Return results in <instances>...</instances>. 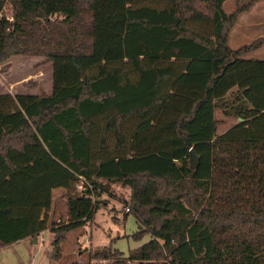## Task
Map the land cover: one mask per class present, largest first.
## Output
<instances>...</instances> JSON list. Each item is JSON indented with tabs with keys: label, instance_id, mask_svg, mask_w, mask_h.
<instances>
[{
	"label": "trees",
	"instance_id": "1",
	"mask_svg": "<svg viewBox=\"0 0 264 264\" xmlns=\"http://www.w3.org/2000/svg\"><path fill=\"white\" fill-rule=\"evenodd\" d=\"M226 1L114 0L96 19L95 0H0V64L68 60L73 79L25 103L0 94V248L44 232L62 189L59 257L119 184L134 238H151L122 264H264V61L227 46L226 26L246 9L228 16ZM110 22H122L119 60L98 54ZM217 109L238 120L221 135Z\"/></svg>",
	"mask_w": 264,
	"mask_h": 264
},
{
	"label": "rangeland",
	"instance_id": "2",
	"mask_svg": "<svg viewBox=\"0 0 264 264\" xmlns=\"http://www.w3.org/2000/svg\"><path fill=\"white\" fill-rule=\"evenodd\" d=\"M113 2L114 0H95V18L110 14ZM250 2L251 0H227L223 4L222 10L228 16L246 9L226 26L227 46L233 51L245 48V53L240 56L243 59L264 61V0H258L248 7ZM5 8L6 14L10 16L13 13L10 5ZM125 8L126 6H122L120 11L124 12ZM122 30V22H110L97 29L95 39L103 42L98 50L99 55L108 58L110 54L113 60L122 57L118 55ZM81 63L85 64V61ZM56 65L57 67L45 64L42 57H12L8 62L0 64V93L9 94L25 103L27 100L52 94L55 86L60 84L59 80L66 85L72 84L69 61H60ZM214 116L218 123L217 135L238 123L234 118L223 116L220 109L215 110ZM76 189L80 191L78 187ZM66 196L64 190H54L51 207L43 213L47 229L36 238L0 248V264H122L124 261H119V258L127 259L130 252L151 239L149 235L134 238L140 229L135 217L132 214L126 215L125 212V208L129 206V190L119 184H112L98 199L100 208L92 223L66 235L59 248V257H55L51 247L54 237L51 227L67 220ZM33 240L36 241L35 244ZM103 253L107 254V259L100 256ZM124 264L137 263L127 261Z\"/></svg>",
	"mask_w": 264,
	"mask_h": 264
},
{
	"label": "water",
	"instance_id": "3",
	"mask_svg": "<svg viewBox=\"0 0 264 264\" xmlns=\"http://www.w3.org/2000/svg\"><path fill=\"white\" fill-rule=\"evenodd\" d=\"M239 122H240V121H239ZM190 150H192V149L190 148ZM197 162H198L197 158L192 154L191 159H190V167H191L192 169H194V168L196 167V165H197ZM33 243L35 244L36 241L33 240Z\"/></svg>",
	"mask_w": 264,
	"mask_h": 264
},
{
	"label": "built area",
	"instance_id": "4",
	"mask_svg": "<svg viewBox=\"0 0 264 264\" xmlns=\"http://www.w3.org/2000/svg\"><path fill=\"white\" fill-rule=\"evenodd\" d=\"M0 17H2V12H0ZM6 20H8L9 22H12L13 21L10 16H6ZM77 187H78L79 190H82L83 189L81 184L80 185H77ZM89 188H91V187H89ZM128 211H129V209L127 207L125 209V212L127 213Z\"/></svg>",
	"mask_w": 264,
	"mask_h": 264
},
{
	"label": "crops",
	"instance_id": "5",
	"mask_svg": "<svg viewBox=\"0 0 264 264\" xmlns=\"http://www.w3.org/2000/svg\"><path fill=\"white\" fill-rule=\"evenodd\" d=\"M53 93V92H52ZM0 94H4V93H0ZM50 95H52L51 93L50 94H47L46 96H50ZM56 190H58V189H56ZM53 192H54V190L52 191V194H53ZM53 201V200H52ZM27 241L29 240V239H26Z\"/></svg>",
	"mask_w": 264,
	"mask_h": 264
}]
</instances>
